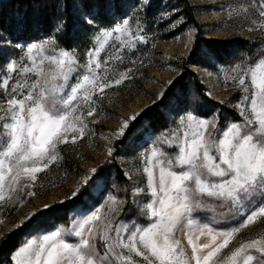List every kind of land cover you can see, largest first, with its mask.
<instances>
[{"label": "snow or ice", "instance_id": "obj_1", "mask_svg": "<svg viewBox=\"0 0 264 264\" xmlns=\"http://www.w3.org/2000/svg\"><path fill=\"white\" fill-rule=\"evenodd\" d=\"M29 7L46 5L35 0ZM54 7L62 14L50 21L28 13L11 23L0 17L2 203L21 188L22 178L37 181V174L62 159L59 145L85 137L87 117L97 111L95 94L103 96L105 89L131 79V68L117 71L112 62H122L121 49L148 40L139 18L142 12L146 18L151 7L144 0H65L63 5L56 0ZM232 12L252 17V25L264 32V0H249ZM70 24L87 34L91 47L80 51L75 44L60 43ZM113 38L119 47L113 45V54L101 58ZM201 61L227 66L224 83L230 81L240 92L235 103L218 107L223 101L214 103L210 90L181 87L171 97L158 91L175 115L155 136L153 130L130 127L139 113L120 117L104 138L123 136L135 143L146 180L125 171L130 184L108 186L102 172L91 167L70 193L82 200L75 218L35 229L37 235L5 253L7 264H264V233L222 251L241 229L264 221V50L225 60L209 47ZM179 80V74L168 79L167 91ZM113 152L106 146L105 161ZM41 208L51 210V205ZM36 215L41 213L34 209L20 223ZM178 229L191 246L190 257L175 238Z\"/></svg>", "mask_w": 264, "mask_h": 264}, {"label": "rangeland", "instance_id": "obj_2", "mask_svg": "<svg viewBox=\"0 0 264 264\" xmlns=\"http://www.w3.org/2000/svg\"><path fill=\"white\" fill-rule=\"evenodd\" d=\"M150 1L144 0L145 3ZM192 2L195 5L196 17L202 27L204 37L211 38L213 42L221 43L217 44V49L228 52L223 56L225 60L232 59L233 55L239 57L241 53H246L252 56L264 50V44H261V41H264V32L252 25L253 18L244 13L232 12V9H238L239 6L231 5L228 0H192ZM165 12L168 15L167 17L163 16V18L164 20L167 19L169 24L163 27L159 31L160 33L151 34L148 27L141 21V27L146 29L144 34L148 37L147 42L137 41L135 49H121L120 54L124 56L122 62H112L117 71H123L126 67L131 68V79L125 80L121 85H114L111 89H105L103 96L99 93L95 94L97 111L92 116L87 117L90 131L85 137L75 143L69 141L59 145V152L62 157L60 161L54 162L48 169L37 174V181H31L27 177L22 178L19 182L21 188L13 193L12 199L8 200L7 203L0 202V237H3L7 232L16 230L31 219L32 217H29V219L24 220V223H20L34 209L36 212L43 211L42 204L46 203L53 207L73 198L70 195L71 191L75 189L80 177L87 173L91 167L102 168L101 172L106 177L108 186L114 184L123 189L126 184H130L131 181L123 175L125 171H131L134 174L133 179L146 180V174H143L142 167L136 159L139 149L135 143L123 136L111 141L104 137L110 136L115 131L120 123V117H130L134 112L139 113L140 116L143 111L161 101V97L156 93L165 91L169 87L166 83L167 80L176 79L178 74L180 75L183 71L184 60L193 48L197 29L193 24L186 23L184 29L176 33L186 21L181 18H173L177 10L171 9L169 5H165L163 13ZM17 15L15 14V17ZM163 22V20L160 21V23ZM79 33L80 35L75 39L77 42L75 45L80 51H83L86 46L91 47V44L88 43L86 33ZM240 39L245 40V43L239 44L238 40ZM119 44L120 42L113 38L109 45H106L108 51H102L101 58L113 54L112 46L118 48ZM206 49H202L200 58L201 53ZM132 61L135 63H131ZM141 61L143 62L141 63ZM226 67L220 62H217L215 68L202 62L199 65H191L190 68L197 74V80L206 88L205 91L213 92L211 99L215 102L223 101V104L218 103L220 104L218 107L221 108L228 105L229 102L235 103L240 95L239 90L234 88L230 81L225 85ZM163 114L167 121H171L175 115L169 106L163 111ZM228 114L233 115L234 110H229ZM133 122L130 121V125ZM146 130H151L147 123L138 129L141 133ZM157 134L153 133L154 136ZM106 146L114 147V152L107 161H105ZM165 150L175 151L171 148ZM114 164L119 171L116 174L120 175V181L116 179L114 174ZM137 167H140L139 172L136 171ZM29 191L34 192L35 195H28ZM17 199H23V203H17ZM74 213L75 211L70 218H75ZM257 233H264V221L258 220L241 229L236 234L235 239L230 242L228 248L222 251L226 253L241 239L252 238ZM35 235H37L36 231L26 238ZM175 238L179 239L185 255L190 257L191 246L187 244L186 237L179 229ZM201 242H204L203 237ZM135 258L141 261L143 259Z\"/></svg>", "mask_w": 264, "mask_h": 264}, {"label": "trees", "instance_id": "obj_3", "mask_svg": "<svg viewBox=\"0 0 264 264\" xmlns=\"http://www.w3.org/2000/svg\"><path fill=\"white\" fill-rule=\"evenodd\" d=\"M0 17L6 23H11L15 18V14L23 15L24 13H28L31 15H37L39 18L44 20H52L54 17L62 14L61 8L54 7L56 0H39V2L46 7L39 8L38 10L34 7L30 8V4H35V0H0ZM231 5L239 6L241 3L247 4L249 0H228ZM65 0H60V4L63 5ZM128 4H134L135 0H127ZM151 4V7L147 9L146 18L145 13H140L139 17L143 24L148 27V31L151 34H158L159 31L162 30L163 27H166L169 22L168 20H164L162 13L165 5H169L171 9H176L177 12L173 16V18H181L186 22L181 25L179 30L176 32L183 30L186 23H191L197 29L196 39L193 45V48L187 58L184 60L183 71L179 75V84L171 86V91H167V96L171 97L173 93L177 92L181 87L189 89L191 92H203L206 88L201 84L200 81L197 80V74L191 70V65H199L202 64L200 58V52L203 48L213 47L217 49V44H221L220 42H213L211 38H205L202 32V27L199 25L197 17H196V9L192 0H151L148 2ZM71 12V9H69ZM67 19V16L64 17ZM164 21L160 23V21ZM175 33V34H176ZM80 35L71 24L69 25L68 30L65 33L60 34V43L65 45V42L75 44L76 38ZM238 43L243 44L245 40H238ZM220 51L222 56L228 54V52H222L221 49H217ZM211 99V98H210ZM212 100V99H211ZM216 103L214 100H212ZM220 104L217 103V106ZM168 107L167 99L164 102H157L153 104L149 109L143 111L141 115L137 118V121H134L132 125H135L136 129H140L143 127L145 123L148 124V127L153 130L154 134L160 132L162 128L167 127L166 118L163 114V111ZM125 138V137H124ZM115 165V164H114ZM101 167L98 171H101ZM119 172L114 166V174L116 175V179L118 181L121 180L120 175L116 174ZM82 204L81 199H77L75 197L65 200L60 204H56L51 207V210H43L40 211L41 215H36L35 218L29 219L25 222L21 227L13 230L11 232H7L5 235L7 236L6 240L0 239V264H7L4 261L5 253L8 252L10 248H12L18 241H23L26 236L35 232L37 228L49 227L51 225H67L71 214ZM4 235V236H5Z\"/></svg>", "mask_w": 264, "mask_h": 264}]
</instances>
